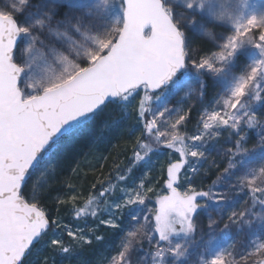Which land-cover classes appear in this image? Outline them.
Here are the masks:
<instances>
[{"label":"snow or ice","instance_id":"1","mask_svg":"<svg viewBox=\"0 0 264 264\" xmlns=\"http://www.w3.org/2000/svg\"><path fill=\"white\" fill-rule=\"evenodd\" d=\"M186 90L201 104L190 136L180 130L192 123L195 104L185 107L181 97V107L167 106ZM123 108L135 111L141 137L128 165L117 166L116 191L112 178L99 188L93 183L87 205L73 206L76 218L98 222L88 234L87 219L73 228L56 216L50 199L65 201L51 196L63 191L53 185L75 192L59 181L67 162L106 110ZM250 130L258 136L252 148ZM221 136L232 145L223 152L227 167L198 191L217 164L203 167L206 146ZM186 140L167 165L166 194L153 211L144 191L149 181L132 186L153 152L143 141L172 149ZM237 157L249 166L238 168ZM41 171L48 181L34 182ZM232 176L230 190L248 200L224 227L258 231L259 240L196 264H264V7L249 0H0V264H32V250L46 236L54 253L70 254L93 237L102 240L99 226L116 229L128 217L140 227L128 231L108 264H190V245L181 239L194 233L208 202L227 200L213 188Z\"/></svg>","mask_w":264,"mask_h":264},{"label":"rangeland","instance_id":"2","mask_svg":"<svg viewBox=\"0 0 264 264\" xmlns=\"http://www.w3.org/2000/svg\"><path fill=\"white\" fill-rule=\"evenodd\" d=\"M250 4H253L259 9L260 7H264V0H249ZM216 90H219L217 88ZM213 95V92L210 90L209 95L205 98L204 103L207 104L208 101L211 99ZM181 97H184L185 100V107L188 103L195 104V108L190 113L192 117V123L187 125L186 128H183L180 130L181 135H191L193 131V126L195 125V119L197 116V110L201 108V104L199 101L195 99L194 96L189 97V94L187 93V90L185 92L180 93L179 96H171L167 100V106L169 108L171 107H181V105L178 103ZM259 108V106H258ZM115 111L122 113L125 116V122L122 123L123 126L128 127L129 130L132 131H139V128L136 127V121H135V111L130 108H123V109H116ZM131 112L132 114L129 115L128 113ZM112 113V111H109L106 116H109V114ZM171 122V118H169V123ZM167 131V129H162ZM118 133H121L119 131ZM226 136V133H225ZM225 136L216 137L215 139L211 140L207 146H206V152L208 156V162L203 165L204 168H207L209 163L211 161H216L217 164L215 167L212 168L211 172L218 169L222 164L224 159L226 157L223 156L224 150L227 148H230L232 145L231 143L227 142L225 139ZM258 140V136L256 134L251 133L249 137V142L246 145L248 148H252ZM190 140L184 141V143H176L177 148H185L188 144H190ZM163 148L160 150H155L151 153L149 159L146 162H143V165L136 171L135 180L132 183V186H137L139 184L140 179L146 178L149 183L145 185V195L147 197H150V200L147 202L148 208L152 209L154 211V205H153V197H155V194L161 192V185L158 183L159 180V174L161 173L162 167L169 163V161H175V159L178 158L179 153L169 151L167 149L165 144H160ZM166 148V149H165ZM102 154L97 151V149H93L90 151L88 155H86L83 160L81 161V166H83L85 169L84 171L80 172L85 176L87 173L90 172L94 166L102 161ZM238 164L237 167L240 168L248 167L249 162L245 160H241L238 157ZM260 162L259 160H254L251 162L252 165H258ZM53 165L47 166L48 169H51ZM235 171V170H234ZM210 172V173H211ZM209 173V174H210ZM66 174L59 177V181H62V178ZM237 176L240 175L239 172L236 174ZM49 179V176L46 174V172L41 171L37 172L33 176V181H39V182H47ZM236 176H232L229 178L228 181L221 180L217 187L213 188V191L217 193L218 196L223 195L227 197L226 201H222L220 203H213L208 202L207 208L201 209L198 214L195 216V223L196 228L194 230V233L190 237H185L181 239V242L188 243L190 245V251H191V257H190V264H196L197 260H200L204 257H207L209 260H211L212 256L211 254L217 250H221L225 247L232 246L237 252H242L245 248H248L253 242H256L259 240V232H253L252 230L248 228L241 229L237 225L229 224V227L226 229L224 227L225 223H228V216L233 210H240L247 206L245 203L248 200V197L244 193H237L235 191L230 190V184L231 182L235 181ZM120 184L118 182L114 188L113 191H116V186ZM204 185L206 189H208L209 185L211 183H208L207 185L202 182H197V190L201 185ZM54 188H65L62 184L57 182L55 185H53ZM148 188H151L152 191H147ZM200 191V190H198ZM54 196H59L61 200H68V203L70 206L74 205V201H71L69 199V195H73L72 193H64V195H60V191H54ZM66 197V198H65ZM52 201V200H51ZM55 201V200H53ZM200 203H204V201H198ZM135 207V206H133ZM259 209H257L258 211ZM128 210L125 209V217H127ZM104 218H107L106 216ZM63 223L68 224L70 227L75 228V226L84 227V220L81 221H72L68 220L65 221L63 218H60ZM123 219V218H122ZM216 221L214 224V229L208 228L211 221ZM97 221L93 220L89 221L87 223V231L88 234L91 232L93 228H96ZM119 223V221H118ZM103 228H110L106 226H99ZM98 227V228H99ZM140 225H136L134 221L131 220L130 217L124 220V225L119 226L117 229L120 231L119 236L117 235L115 239L109 244V246L102 252L97 253L94 257L91 259H83L82 257L75 256L74 259L76 260L75 263L80 264H108V260L111 258V256H114L118 250H120L121 244L128 238L127 233L128 231L133 230V228H138ZM123 229V231H121ZM65 237L70 240L65 234ZM48 237L46 236L42 241L40 240L39 243L36 245V247L32 250V264L39 259L40 255H44L45 253H50L52 251L50 247L47 244ZM86 245V244H85ZM82 245V246H85ZM79 246V247H82ZM50 255V254H49ZM237 260H239V257H237Z\"/></svg>","mask_w":264,"mask_h":264},{"label":"trees","instance_id":"3","mask_svg":"<svg viewBox=\"0 0 264 264\" xmlns=\"http://www.w3.org/2000/svg\"><path fill=\"white\" fill-rule=\"evenodd\" d=\"M109 111H112V113H110V119L109 116H106ZM106 119L108 120L107 124L104 123ZM124 122L125 116L122 113H119L113 109L106 110V112L98 118L97 123L93 127L92 131L77 146L76 152L79 154L74 156V162L72 160H69L67 162V164L70 166L65 167L64 174L66 175L62 178V181L67 180L68 183L75 188V192L72 194L77 195L78 197V199L74 201V205L76 207H84L87 205V198L90 192L93 191V183H96L97 188H99L100 182L107 183L109 178H112V186L114 188V186L119 182L114 178L115 173L117 171V166H119L120 168H125L128 165V161L133 155L136 141L138 138L141 137L140 130L137 132L129 130L128 127L123 126L122 123ZM119 131H121V133H118ZM250 133L255 134L253 130H250ZM143 142L149 143L150 146L153 148V151L160 150L163 148L162 146H160V144H152L151 141ZM175 147H177L176 143L172 149L167 150L178 152L177 149L180 148L174 149ZM93 149H97V151H99V153L103 155L102 161L98 162L90 172H86L87 174L83 176V174L80 172L84 171L85 168L81 166V161ZM226 160L227 158L224 159L223 164L218 169L211 172L203 180L202 183L207 185L208 183H211L213 180H215L217 175L223 173V169L227 167ZM237 160H239L238 157ZM167 165L168 163L162 167L161 173L159 174L158 183L161 185V192L155 194V197H153L154 209L157 206L155 203L157 197L166 194L165 181ZM198 190L205 191L207 189L202 184ZM67 192H69L68 188L65 187L63 191H60V195L65 196L64 193ZM53 193L54 191L51 193V196H54ZM64 201V203H57L56 201H51V199L49 201L50 206L54 207L57 217L63 218V220L65 221L72 220L77 222L84 219H87L88 222L92 221L91 218H76L74 213L72 212V208L74 205L70 206L68 200ZM95 207L96 205L93 204L92 208ZM100 207L102 208L103 205H101ZM92 208H88L87 210L90 212ZM214 227L215 226L212 225V230L214 229ZM117 232V228L112 229L99 227L96 229L95 235L103 237L102 240L97 241L93 237L91 244H86L85 246L77 247L76 250L70 254L61 255L56 254L53 251H50V255L48 253H45L44 255L41 254L39 259L36 260L33 264H44L45 261L47 262V264H78L75 263V256L82 257L83 259H91L97 253L104 251L109 246V244L117 236ZM89 234H91V232ZM64 239L66 242L68 241L65 236ZM30 258H32V254Z\"/></svg>","mask_w":264,"mask_h":264},{"label":"bare ground","instance_id":"4","mask_svg":"<svg viewBox=\"0 0 264 264\" xmlns=\"http://www.w3.org/2000/svg\"><path fill=\"white\" fill-rule=\"evenodd\" d=\"M121 226L124 225V223H120ZM118 230V229H117ZM120 231L117 232V235L119 236Z\"/></svg>","mask_w":264,"mask_h":264},{"label":"water","instance_id":"5","mask_svg":"<svg viewBox=\"0 0 264 264\" xmlns=\"http://www.w3.org/2000/svg\"><path fill=\"white\" fill-rule=\"evenodd\" d=\"M38 243V242H37Z\"/></svg>","mask_w":264,"mask_h":264}]
</instances>
